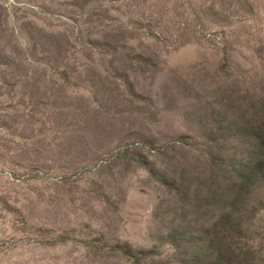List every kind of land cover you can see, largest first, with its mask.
Segmentation results:
<instances>
[{"label":"rangeland","instance_id":"374dc122","mask_svg":"<svg viewBox=\"0 0 264 264\" xmlns=\"http://www.w3.org/2000/svg\"><path fill=\"white\" fill-rule=\"evenodd\" d=\"M0 264H264V0H0Z\"/></svg>","mask_w":264,"mask_h":264}]
</instances>
